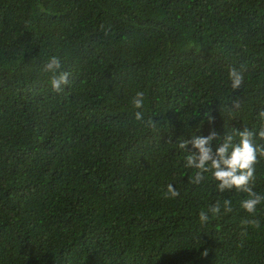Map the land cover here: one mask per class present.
<instances>
[{"label": "trees", "instance_id": "trees-1", "mask_svg": "<svg viewBox=\"0 0 264 264\" xmlns=\"http://www.w3.org/2000/svg\"><path fill=\"white\" fill-rule=\"evenodd\" d=\"M261 111L264 0H0V264H264V203L249 216L210 173L189 183L195 150L177 147L215 131V151ZM225 198L233 212L201 223Z\"/></svg>", "mask_w": 264, "mask_h": 264}, {"label": "clouds", "instance_id": "clouds-1", "mask_svg": "<svg viewBox=\"0 0 264 264\" xmlns=\"http://www.w3.org/2000/svg\"><path fill=\"white\" fill-rule=\"evenodd\" d=\"M42 72L50 74V88L54 93H61L68 85L69 73L62 70L61 60L57 56H51L42 66ZM245 68L230 67L228 79L232 89L241 87L244 81ZM145 96L142 91L137 92L132 97V107L136 109L135 118L141 120L144 107ZM261 120H264V111L259 113ZM238 138V139H237ZM254 138L264 142V124L258 132L247 128L237 130L232 134H225L220 137L219 146L215 151L212 142L217 139V133L212 131L208 136H194L191 141L180 139L177 147L184 151L189 143L195 151L189 153L184 158V167L194 169V175L189 178V183L198 185L205 180V174H211V180L215 182V189L218 193L232 192L245 194L239 202V208L249 216L255 215L257 207L264 203V195L254 190L256 179V165L264 160V143L257 144ZM180 195L173 184L169 183L164 192L165 199H174ZM233 212V202L230 198L217 200L206 209L199 212L201 223H207L210 217L220 218ZM253 225L259 227L256 220L242 221V227ZM244 231L241 235H245ZM207 255V251L203 253Z\"/></svg>", "mask_w": 264, "mask_h": 264}]
</instances>
